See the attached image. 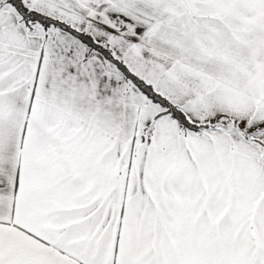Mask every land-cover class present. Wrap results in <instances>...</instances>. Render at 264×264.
<instances>
[{
  "label": "snow or ice",
  "instance_id": "obj_1",
  "mask_svg": "<svg viewBox=\"0 0 264 264\" xmlns=\"http://www.w3.org/2000/svg\"><path fill=\"white\" fill-rule=\"evenodd\" d=\"M0 264H264V0H0Z\"/></svg>",
  "mask_w": 264,
  "mask_h": 264
}]
</instances>
